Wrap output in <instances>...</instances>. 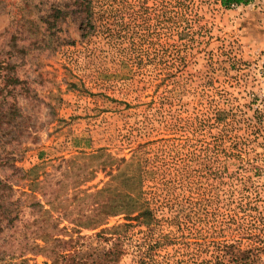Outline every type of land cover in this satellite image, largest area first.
Here are the masks:
<instances>
[{"label": "rangeland", "instance_id": "1", "mask_svg": "<svg viewBox=\"0 0 264 264\" xmlns=\"http://www.w3.org/2000/svg\"><path fill=\"white\" fill-rule=\"evenodd\" d=\"M96 151L102 168L81 181L80 198L59 176L52 214L69 226L60 233L75 237L64 218L98 202L117 213L119 194L132 191L154 213L157 242L133 220L120 264H146L141 250L154 264H260L264 0H0V179L17 183L13 162L49 163L58 175L61 158ZM124 158L134 180L123 178ZM83 163L87 175L96 162ZM45 182L46 204L59 185ZM27 204L22 220L39 215ZM11 233L0 235L1 264L20 259L10 262Z\"/></svg>", "mask_w": 264, "mask_h": 264}, {"label": "trees", "instance_id": "2", "mask_svg": "<svg viewBox=\"0 0 264 264\" xmlns=\"http://www.w3.org/2000/svg\"><path fill=\"white\" fill-rule=\"evenodd\" d=\"M222 1L227 5L231 2L247 4L251 0ZM62 6L64 8L67 7L65 5ZM87 9L88 7L85 10ZM63 11V8L58 6L52 12L51 7L53 14L48 15V20H51L53 15H55V19L58 13ZM44 21L46 20L44 19ZM102 155L101 151H96L90 154L81 153L71 158H61L57 165L52 164V166L60 169L58 175L51 174V171H48L47 164L49 163L42 162L24 169L23 167L16 166L13 162L12 168L15 167L14 175L17 173V183H13L10 179H0V200L3 201H0V235L3 230L9 229L12 231L8 236L10 242L17 244L16 251L15 249L11 251L10 262L13 259L20 258L19 262H15L14 264H39L35 260V257L43 255L46 257V260H43L41 264H120L123 256L126 254L127 240L129 239V235L127 234L134 227L133 220L138 221V225H146L144 233L148 237L149 244H152L153 240H157V237L152 239L148 235V232L153 233L152 236L154 235V229L151 225V222L154 220L153 211L145 207L140 197H134L132 191H121L122 193L119 194L121 196V203L117 205L118 207L115 211L117 213H114V211L113 213H102L100 207L103 206V203L98 202L96 206L90 208L88 213H79L77 216H72L71 219L70 217L64 218L68 223L73 224L71 229L77 232L75 237L73 234L66 235L60 233L61 230L67 231L69 226L68 224L61 226L62 221H59L52 214L57 210V206L53 205V202L55 200L59 201L58 193L61 194L66 184L59 176L61 174L64 177L70 176V181L67 185L74 190L76 198H80L77 193L80 191L79 185L82 183L81 181L92 179V176L102 168ZM94 160L96 162L93 165L94 167L91 168L87 175H84L85 166L83 162H94ZM123 160L125 161L126 169H130L123 173L124 180H134L133 161H127L125 158ZM49 176L56 180L59 188L52 189L56 190L57 194L52 201L49 200L45 204L37 199V194L46 195L45 181H48ZM15 192L18 195H15ZM103 192L104 188H99L94 192L87 193V197H97ZM26 201L30 208L39 212V215L29 220H22L20 213ZM46 205L50 207H46ZM60 205V210H62L65 206L61 203ZM98 205L100 206L98 207ZM118 213H123L125 215L124 218L128 221L111 227H101L107 223L108 215ZM20 222L23 223L22 227L19 226ZM99 227L100 229L93 234H82V229L84 228L96 229ZM29 255L34 256V258H31ZM135 256L138 258L136 260L138 263L154 264L155 259H153L150 250H141Z\"/></svg>", "mask_w": 264, "mask_h": 264}, {"label": "built area", "instance_id": "3", "mask_svg": "<svg viewBox=\"0 0 264 264\" xmlns=\"http://www.w3.org/2000/svg\"><path fill=\"white\" fill-rule=\"evenodd\" d=\"M233 6H234V4H233ZM264 237V236H263ZM264 243V242H263ZM262 251H263V253H264V245H263V247H262ZM263 257V261L260 263V264H264V255H262Z\"/></svg>", "mask_w": 264, "mask_h": 264}]
</instances>
